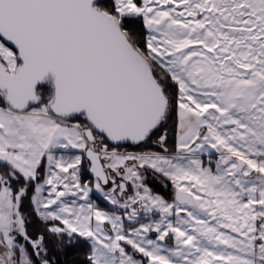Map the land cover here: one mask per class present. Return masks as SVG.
Here are the masks:
<instances>
[{
	"label": "snow or ice",
	"instance_id": "obj_1",
	"mask_svg": "<svg viewBox=\"0 0 264 264\" xmlns=\"http://www.w3.org/2000/svg\"><path fill=\"white\" fill-rule=\"evenodd\" d=\"M84 244L86 264H264V0H0V264Z\"/></svg>",
	"mask_w": 264,
	"mask_h": 264
},
{
	"label": "trees",
	"instance_id": "obj_2",
	"mask_svg": "<svg viewBox=\"0 0 264 264\" xmlns=\"http://www.w3.org/2000/svg\"><path fill=\"white\" fill-rule=\"evenodd\" d=\"M167 129V132L169 134L168 137V143L169 145L174 148V143H175V136H174V121L169 120L168 123L160 129ZM30 196H31V191L29 192L28 197L25 198L23 202V210L25 212H30L31 211V205H30ZM31 223L29 226V232L34 233L36 231H43V226L39 223L36 218L30 217ZM89 251V248L87 244H84L83 247L76 248L73 251H69L67 254L63 255H53L54 260H58L59 264H86V255ZM139 257V254L137 255Z\"/></svg>",
	"mask_w": 264,
	"mask_h": 264
},
{
	"label": "rangeland",
	"instance_id": "obj_3",
	"mask_svg": "<svg viewBox=\"0 0 264 264\" xmlns=\"http://www.w3.org/2000/svg\"><path fill=\"white\" fill-rule=\"evenodd\" d=\"M165 130L167 129H162L161 131H159V133L156 136H153V141H155L159 135L164 134ZM168 133V132H167ZM169 137V134H168ZM134 146V145H133ZM139 146V149H135L133 148L131 145L128 146H122L119 150L120 151H125V152H141V151H156V152H162L163 150L159 147L158 144L153 143V142H149L147 144H141V145H137ZM167 146L169 147V149L172 151L174 150L173 146L171 147L167 141ZM85 169L87 168V162L85 161V165H84ZM150 171V170H149ZM149 171L146 173L147 179H151V177L153 176V174L150 171V175H149ZM155 178V177H154ZM92 178L91 176L85 172L84 175H82V181H90ZM161 183L165 186L167 183L163 180H161ZM156 193V192H154ZM158 194V193H156ZM91 195V194H90ZM91 198L93 199L94 202H96L99 207L103 210H110V205H107L106 202H103L101 199L98 198V194L95 195H91ZM137 258H140L137 256Z\"/></svg>",
	"mask_w": 264,
	"mask_h": 264
},
{
	"label": "flooded vegetation",
	"instance_id": "obj_4",
	"mask_svg": "<svg viewBox=\"0 0 264 264\" xmlns=\"http://www.w3.org/2000/svg\"><path fill=\"white\" fill-rule=\"evenodd\" d=\"M123 146H128V145H123ZM131 146L135 148L136 150L139 149V146L137 145H134V146L131 145ZM149 175H150V171H149ZM161 180L163 181V179L160 178L159 176H156L155 178L154 176H152L151 179L150 178L147 179L148 186L152 189L153 192H156L159 195L163 196L165 199L171 201L172 195H173V189H172L171 183L164 180L167 183L164 186L161 183Z\"/></svg>",
	"mask_w": 264,
	"mask_h": 264
},
{
	"label": "crops",
	"instance_id": "obj_5",
	"mask_svg": "<svg viewBox=\"0 0 264 264\" xmlns=\"http://www.w3.org/2000/svg\"><path fill=\"white\" fill-rule=\"evenodd\" d=\"M203 159L205 160V163H207L208 157L205 156V157H203ZM213 163H214V161H213ZM154 235H155V234H153V237H154ZM169 243H171V241H169Z\"/></svg>",
	"mask_w": 264,
	"mask_h": 264
},
{
	"label": "water",
	"instance_id": "obj_6",
	"mask_svg": "<svg viewBox=\"0 0 264 264\" xmlns=\"http://www.w3.org/2000/svg\"><path fill=\"white\" fill-rule=\"evenodd\" d=\"M125 145H132V144L128 143V144H125Z\"/></svg>",
	"mask_w": 264,
	"mask_h": 264
}]
</instances>
